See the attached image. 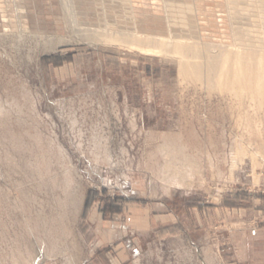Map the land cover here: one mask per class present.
Returning a JSON list of instances; mask_svg holds the SVG:
<instances>
[{
	"label": "rangeland",
	"instance_id": "374dc122",
	"mask_svg": "<svg viewBox=\"0 0 264 264\" xmlns=\"http://www.w3.org/2000/svg\"><path fill=\"white\" fill-rule=\"evenodd\" d=\"M0 264H264V0H0Z\"/></svg>",
	"mask_w": 264,
	"mask_h": 264
},
{
	"label": "bare ground",
	"instance_id": "6f19581e",
	"mask_svg": "<svg viewBox=\"0 0 264 264\" xmlns=\"http://www.w3.org/2000/svg\"><path fill=\"white\" fill-rule=\"evenodd\" d=\"M240 4V3H239ZM245 4V3H244ZM263 4V3H262ZM260 7V6H259ZM243 17H244V15H243ZM81 25V24H80ZM91 25V24H90ZM249 25V24H248ZM253 27V26H252ZM246 30V29H245ZM253 32V31H252ZM254 33V32H253ZM256 33V32H255ZM84 35V34H83ZM114 36V35H113ZM123 37V36H122ZM122 37H120V38H122ZM125 37V36H124ZM84 38V37H83ZM109 38L111 39V37L109 36ZM101 39V38H100ZM99 39V41H101ZM105 39H106V37H105ZM109 39V40H110ZM117 39V38H116ZM128 39H129V36H128ZM133 41H134V39H135V37H134V39L133 38H131ZM109 40H107V41H109ZM113 41H114V37H113V39H112ZM131 40V41H132ZM139 42L140 41H142V45H144L145 47H147V48H149V49H151V50H153V51H158V52H160V48H158L157 46H154L153 44L152 45H150V44H148V42H146L148 39H137ZM95 41V40H94ZM94 41H91V43L92 42H94ZM97 41V40H96ZM111 41V40H110ZM116 41V40H115ZM114 41V42H115ZM117 43V42H116ZM118 43H120V42H118ZM175 44H176V42H174ZM108 44V43H107ZM194 44V43H193ZM98 45H99V43H98ZM101 45V44H100ZM133 45V44H132ZM140 47V46H139ZM190 49L191 50H193L194 48H193V46H192V43L191 42H183L182 44L180 43L179 45H178V50L180 51L179 53L181 54V56H182V58H184V57H189L188 56V54H189V52H190ZM217 49V48H216ZM219 49V48H218ZM208 50V49H207ZM211 50H212V48H211ZM225 50V49H224ZM228 50V49H227ZM223 51V50H222ZM229 51V50H228ZM157 52V53H158ZM226 52V51H225ZM236 52V51H235ZM206 53V52H205ZM209 52H207V54H208ZM228 54H230V53H227L226 52V55H228ZM216 55V54H215ZM213 56V55H212ZM218 56V55H217ZM229 56V55H228ZM228 56H222V59L220 58V57H218V58H220L221 60H222V63H223V68H225V64H226V66L228 65V63H230V65L232 64L229 60L231 59V57L230 58H228ZM206 57V56H205ZM204 57V61H203V65H191V66H189V67H187V66H185V64H183V63H181V65H180V71H181V73H185V74H192V75H195V76H199L200 77V74H201V72H203L204 70H206V71H211L212 69H213V62H212V59H215V57H211V56H209V58L207 59V57L205 58ZM218 60V59H217ZM232 61V60H231ZM214 62H215V60H214ZM221 62V61H220ZM221 65V64H220ZM222 66V65H221ZM232 68V67H231ZM227 69H228V67H227ZM229 69H230V66H229ZM229 69H228V72H229ZM221 70H222V68H221ZM231 71V70H230ZM236 71V70H235ZM226 72H227V70H226Z\"/></svg>",
	"mask_w": 264,
	"mask_h": 264
}]
</instances>
